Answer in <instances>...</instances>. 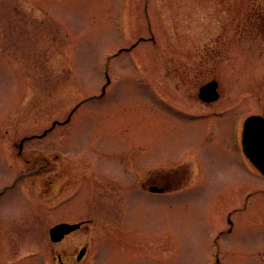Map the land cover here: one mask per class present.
<instances>
[{
	"label": "rangeland",
	"instance_id": "obj_1",
	"mask_svg": "<svg viewBox=\"0 0 264 264\" xmlns=\"http://www.w3.org/2000/svg\"><path fill=\"white\" fill-rule=\"evenodd\" d=\"M262 26L264 0H0V264H71L85 243L81 264H264V176L241 148L264 116ZM54 152L80 178L56 209L41 188ZM152 175L186 187L128 191ZM114 199L99 221L93 201Z\"/></svg>",
	"mask_w": 264,
	"mask_h": 264
},
{
	"label": "flooded vegetation",
	"instance_id": "obj_2",
	"mask_svg": "<svg viewBox=\"0 0 264 264\" xmlns=\"http://www.w3.org/2000/svg\"><path fill=\"white\" fill-rule=\"evenodd\" d=\"M199 92V90H198ZM197 98H198V93H197ZM199 99V98H198ZM205 104V103H204ZM208 104V103H207ZM208 105H212V103H209ZM56 122V121H55ZM54 124V122H53ZM63 123H58L57 125L52 127V131L59 125H62ZM20 155L22 156L21 152ZM62 161L67 162L68 157L64 153H56L54 152L51 155V159L49 161V175H48V182L47 184H44L41 186L42 190L46 191V193H49L50 199L55 202L53 205V208H62L60 206H66L67 204H72V200L74 196H76L79 193V190L76 189L73 193L68 194L67 196H63L62 194L65 192L64 188L66 186L70 187L68 185V181L72 182H78L80 181V178H77L76 175L72 174V169L67 166V164L63 163ZM103 165V164H100ZM115 169L114 173H111L109 171H106L108 175H111L112 177L114 176L117 180L119 179L118 176V169ZM112 169V170H113ZM109 170V169H108ZM100 171V170H99ZM93 172L96 173L94 170ZM116 173V174H115ZM164 175V174H163ZM86 176V175H83ZM88 177V176H87ZM91 178V176L89 177ZM168 176H161V177H156L155 175L151 176V179L145 178L144 180L139 183V185H133V187H130L128 191H135L137 188H139L142 192V194H150V195H163V194H170V193H175V192H180L184 190L186 187L184 182H180L179 184H172L170 185L169 183H166L168 180ZM16 182V180H15ZM161 182V183H160ZM47 186V188L45 187ZM130 204L127 206H124V212H128V210H131ZM93 208H96L97 212H100V215L97 217L99 221L104 220V219H112L114 217L115 213H119L120 210V204H119V199H114V200H94L93 201ZM63 212V213H62ZM62 214L60 215L61 217H70L69 213L66 210H62ZM96 212V213H97ZM115 218V217H114ZM94 218H89V219H82L77 222H70L66 219H62L58 224L61 223H82L81 227L70 233L69 235L65 236V238L61 241L63 242L66 238L70 237L71 235L75 233H80V232H85L89 230V224H92L94 222ZM106 237H100V248L102 246V243L105 242ZM59 242V243H61ZM91 244L90 243H85L80 249L77 255H75V260L73 257L70 258L71 264H81L88 256L90 250H91ZM85 249V254L83 255L82 258L79 259L80 255V250ZM101 250V249H99ZM55 259L59 262V264H67V257L61 253H58Z\"/></svg>",
	"mask_w": 264,
	"mask_h": 264
},
{
	"label": "water",
	"instance_id": "obj_3",
	"mask_svg": "<svg viewBox=\"0 0 264 264\" xmlns=\"http://www.w3.org/2000/svg\"><path fill=\"white\" fill-rule=\"evenodd\" d=\"M218 82L213 80L203 85L200 90V98L205 102H212L218 99ZM48 131L44 134L46 135ZM24 142V141H23ZM20 149H22V144ZM243 149L245 155L264 175V117L250 116L244 123ZM81 224L62 223L50 230V237L53 242L61 241L65 235L77 230ZM83 253V252H82Z\"/></svg>",
	"mask_w": 264,
	"mask_h": 264
},
{
	"label": "trees",
	"instance_id": "obj_4",
	"mask_svg": "<svg viewBox=\"0 0 264 264\" xmlns=\"http://www.w3.org/2000/svg\"><path fill=\"white\" fill-rule=\"evenodd\" d=\"M260 17H261V16H258V17H257V19H256V20H257V22H261V19H260ZM262 27H264V26H262Z\"/></svg>",
	"mask_w": 264,
	"mask_h": 264
}]
</instances>
